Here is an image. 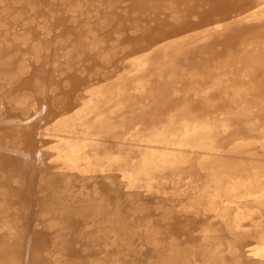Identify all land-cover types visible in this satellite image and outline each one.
Wrapping results in <instances>:
<instances>
[{"label": "bare ground", "instance_id": "6f19581e", "mask_svg": "<svg viewBox=\"0 0 264 264\" xmlns=\"http://www.w3.org/2000/svg\"><path fill=\"white\" fill-rule=\"evenodd\" d=\"M0 264H264V0H0Z\"/></svg>", "mask_w": 264, "mask_h": 264}]
</instances>
